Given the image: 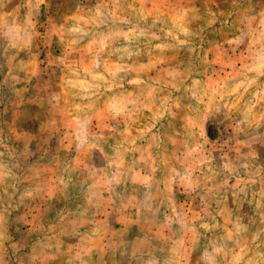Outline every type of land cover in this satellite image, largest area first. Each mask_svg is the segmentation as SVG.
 Listing matches in <instances>:
<instances>
[{"label": "clouds", "instance_id": "9594fccd", "mask_svg": "<svg viewBox=\"0 0 264 264\" xmlns=\"http://www.w3.org/2000/svg\"><path fill=\"white\" fill-rule=\"evenodd\" d=\"M54 3L0 0V264H264V0H70L62 91L31 71ZM209 30L230 71L200 55ZM62 101L67 150L41 130Z\"/></svg>", "mask_w": 264, "mask_h": 264}, {"label": "rangeland", "instance_id": "374dc122", "mask_svg": "<svg viewBox=\"0 0 264 264\" xmlns=\"http://www.w3.org/2000/svg\"><path fill=\"white\" fill-rule=\"evenodd\" d=\"M111 6V5H110ZM195 6L201 8L203 11H211L213 13H219L226 11L228 6L224 3V0H195ZM146 7L151 10L153 5L152 3H147ZM77 14V7L74 4H70V0H56L53 8L51 10V15L49 19L51 20V25L49 26L50 38L47 43H41L38 46V49L34 52V67L31 69L33 73H39L41 69H48L51 71L53 75V83L55 85L54 90L62 91L60 88V79L62 77V72L56 65V58L62 57L64 55V51L66 45L61 44V34L60 29L63 25L70 23L72 17ZM216 29H219L220 23L214 25ZM223 43V34L220 32H213L211 30L207 33L206 41L201 45L202 51L200 52L201 56H205L209 62L212 63L215 70L219 73L221 69H224V72L230 71L231 69L227 67V61L224 59L221 51L219 49V45ZM82 51L80 52H70L68 53L70 60L81 61L84 62V58L89 54L86 45L81 46ZM231 55V53H229ZM189 53L185 50L180 54L176 60L180 61L181 64L186 65L188 62ZM175 63L176 61H172ZM152 77H157L159 73L157 71H152L149 73ZM2 79V77H0ZM35 81L33 80V83ZM64 101L61 102L59 107H53L51 116L49 120L41 125V130L49 129L57 124L63 126L64 128V137L65 140L63 142V149L67 150L71 147L70 139L68 137L67 130V119L64 116ZM24 104L22 100L20 104L17 105L18 111L13 113V119H15L19 115V111H22L21 105ZM148 115V113H145ZM103 123V117L98 115L96 119L93 121V130H97L98 126ZM108 128L105 127V132H107ZM134 134H135V130ZM155 131V129L153 130ZM170 134L172 130L170 129ZM176 131H179V128H176ZM43 179L49 180L54 183L57 177V167L55 165H48L42 169ZM52 184H50L51 186ZM53 186V185H52ZM51 186V187H52ZM181 202L186 203V207L195 213L199 212V208L196 206L192 200H187L183 197L180 198ZM46 215V205H42L40 203L33 204L28 216V227H32L33 224H39L43 222V217ZM123 223V221H118V226ZM47 264H61L60 258L51 259L47 262Z\"/></svg>", "mask_w": 264, "mask_h": 264}, {"label": "crops", "instance_id": "0c3cea01", "mask_svg": "<svg viewBox=\"0 0 264 264\" xmlns=\"http://www.w3.org/2000/svg\"><path fill=\"white\" fill-rule=\"evenodd\" d=\"M44 180H45V179H44ZM45 181H46V182L49 184V186H50V184H52V185H53V182L49 181L48 179H47V180H45ZM52 185H51V186H52ZM51 186H50V187H51ZM117 226H118V223H117ZM96 259H98V257H96Z\"/></svg>", "mask_w": 264, "mask_h": 264}]
</instances>
